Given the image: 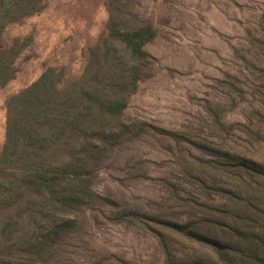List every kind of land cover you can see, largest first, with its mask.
Listing matches in <instances>:
<instances>
[{
    "label": "trees",
    "instance_id": "1",
    "mask_svg": "<svg viewBox=\"0 0 264 264\" xmlns=\"http://www.w3.org/2000/svg\"><path fill=\"white\" fill-rule=\"evenodd\" d=\"M132 4L107 1L105 26L78 74L67 79L62 69L47 67L7 98L0 264H51L63 240L82 224L85 209L109 203L92 187L104 160L152 128L126 115L139 83L153 72L146 45L157 36L154 23L139 18ZM44 5L0 0V88L15 77L16 60L29 43L6 42L5 30ZM205 108L224 125L222 103L207 101ZM180 152L185 196L184 188L165 180L180 211L170 216L126 209L112 219L148 230L164 264H264V165L237 155Z\"/></svg>",
    "mask_w": 264,
    "mask_h": 264
},
{
    "label": "rangeland",
    "instance_id": "2",
    "mask_svg": "<svg viewBox=\"0 0 264 264\" xmlns=\"http://www.w3.org/2000/svg\"><path fill=\"white\" fill-rule=\"evenodd\" d=\"M107 1L45 0L39 13L7 27L6 42L29 43L15 77L0 88V150L7 98L47 67L62 69L67 79L78 74L105 26ZM132 11L151 20L157 36L146 45L153 72L139 83L126 115L152 128L104 160L92 187L109 203L85 209L51 264H119L118 257L164 264L148 230L112 218L126 209L180 211L165 180L184 188L185 196L179 158L185 148L264 165V0H133ZM207 101L225 106L223 126L206 110Z\"/></svg>",
    "mask_w": 264,
    "mask_h": 264
}]
</instances>
